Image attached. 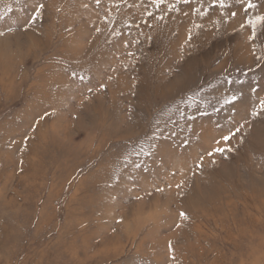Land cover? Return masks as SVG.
<instances>
[{
    "label": "rangeland",
    "instance_id": "obj_1",
    "mask_svg": "<svg viewBox=\"0 0 264 264\" xmlns=\"http://www.w3.org/2000/svg\"><path fill=\"white\" fill-rule=\"evenodd\" d=\"M261 17L0 0V264H264Z\"/></svg>",
    "mask_w": 264,
    "mask_h": 264
},
{
    "label": "snow or ice",
    "instance_id": "obj_2",
    "mask_svg": "<svg viewBox=\"0 0 264 264\" xmlns=\"http://www.w3.org/2000/svg\"><path fill=\"white\" fill-rule=\"evenodd\" d=\"M39 7L42 8L43 5H40ZM249 7H252V5H249ZM39 14H40L39 11H37V16H39ZM259 19H260V20H264V17H261V18H259ZM225 139L227 140L228 137H225ZM221 151H222V150H221ZM180 215H181L182 217H184L185 214H184V213H181Z\"/></svg>",
    "mask_w": 264,
    "mask_h": 264
}]
</instances>
